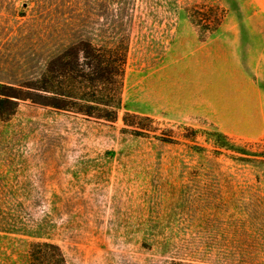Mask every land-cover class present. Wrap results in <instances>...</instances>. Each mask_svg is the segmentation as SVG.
Returning <instances> with one entry per match:
<instances>
[{
    "label": "rangeland",
    "instance_id": "rangeland-1",
    "mask_svg": "<svg viewBox=\"0 0 264 264\" xmlns=\"http://www.w3.org/2000/svg\"><path fill=\"white\" fill-rule=\"evenodd\" d=\"M31 1L0 0V83L90 34L129 51L115 122L30 101L0 121V264L32 242L68 264H264V0Z\"/></svg>",
    "mask_w": 264,
    "mask_h": 264
},
{
    "label": "trees",
    "instance_id": "trees-1",
    "mask_svg": "<svg viewBox=\"0 0 264 264\" xmlns=\"http://www.w3.org/2000/svg\"><path fill=\"white\" fill-rule=\"evenodd\" d=\"M31 3H34L35 10L45 14L47 7L41 0H33ZM31 3L26 6L29 8ZM122 16L123 11L120 9L119 18ZM97 38L90 34L69 44L60 45V50L56 52H46L40 72L35 70L20 85L0 83V121L8 123L16 115L21 102L30 101L55 111L75 113L98 121L115 122L118 111L122 108L130 37L127 34H111L99 38L100 40ZM41 44L44 48L47 46L43 42ZM41 44L37 41L36 48L42 46ZM50 46L54 44L50 43ZM131 117L127 115L124 118L126 126L133 127L128 124ZM133 129L131 131L136 136L144 134L139 130L141 128ZM208 134L216 137V143L222 148L231 143L224 134ZM3 229L8 233L16 231L15 228ZM24 264L68 263L59 245L51 242H32ZM170 264L186 263L172 261Z\"/></svg>",
    "mask_w": 264,
    "mask_h": 264
},
{
    "label": "crops",
    "instance_id": "crops-1",
    "mask_svg": "<svg viewBox=\"0 0 264 264\" xmlns=\"http://www.w3.org/2000/svg\"><path fill=\"white\" fill-rule=\"evenodd\" d=\"M246 81H247V83H249V81H250V78L248 79V75L246 76Z\"/></svg>",
    "mask_w": 264,
    "mask_h": 264
}]
</instances>
